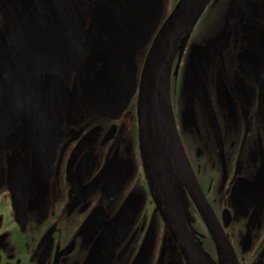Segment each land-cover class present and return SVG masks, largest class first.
I'll use <instances>...</instances> for the list:
<instances>
[{
	"label": "flooded vegetation",
	"instance_id": "flooded-vegetation-1",
	"mask_svg": "<svg viewBox=\"0 0 264 264\" xmlns=\"http://www.w3.org/2000/svg\"><path fill=\"white\" fill-rule=\"evenodd\" d=\"M178 1L0 0V264H189L137 119L144 60ZM169 95L193 241L213 264L214 234L233 264H264V0H208Z\"/></svg>",
	"mask_w": 264,
	"mask_h": 264
},
{
	"label": "water",
	"instance_id": "water-1",
	"mask_svg": "<svg viewBox=\"0 0 264 264\" xmlns=\"http://www.w3.org/2000/svg\"><path fill=\"white\" fill-rule=\"evenodd\" d=\"M208 0H179L159 29L150 46L139 80L137 119L142 163L152 189L162 206L171 232L189 264H213L193 241L182 211L177 180L189 192L192 177L174 126L169 79L171 60L184 33H188ZM68 18H72L68 16ZM57 22V19H53ZM74 22V21H71ZM79 22V20H78ZM127 57V56H126ZM106 71V69H105ZM105 79L104 84L107 85ZM126 90L122 93L125 99ZM105 104L114 102L116 95H103ZM122 100V101H123ZM147 132L151 144H147ZM221 254L219 264H233L225 258L226 242L214 234Z\"/></svg>",
	"mask_w": 264,
	"mask_h": 264
},
{
	"label": "bare ground",
	"instance_id": "bare-ground-1",
	"mask_svg": "<svg viewBox=\"0 0 264 264\" xmlns=\"http://www.w3.org/2000/svg\"><path fill=\"white\" fill-rule=\"evenodd\" d=\"M145 60H146V58H145ZM145 60H144V62H145ZM143 65H144V63H143Z\"/></svg>",
	"mask_w": 264,
	"mask_h": 264
}]
</instances>
